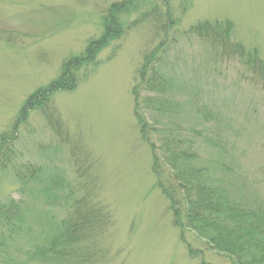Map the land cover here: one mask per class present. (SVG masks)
Here are the masks:
<instances>
[{
	"label": "rangeland",
	"instance_id": "rangeland-1",
	"mask_svg": "<svg viewBox=\"0 0 264 264\" xmlns=\"http://www.w3.org/2000/svg\"><path fill=\"white\" fill-rule=\"evenodd\" d=\"M123 1L0 0V138L15 136L0 162V202L17 203L26 217L10 251L17 264H41L27 254L67 222L86 190L115 220L106 264H231L175 227L159 187L174 183L162 150L175 141L237 201L264 205V87L250 83L240 59H226L189 34L199 23L229 20L234 42L264 63V0H139L119 17L124 36L81 69L76 89L56 93L19 122L28 98L103 35L110 5ZM161 44L166 92L139 98L159 178L136 120L133 87L143 56ZM29 166L40 174L24 187L16 173ZM185 206L176 207L184 214Z\"/></svg>",
	"mask_w": 264,
	"mask_h": 264
},
{
	"label": "trees",
	"instance_id": "trees-1",
	"mask_svg": "<svg viewBox=\"0 0 264 264\" xmlns=\"http://www.w3.org/2000/svg\"><path fill=\"white\" fill-rule=\"evenodd\" d=\"M138 1L125 0L110 5L104 19L103 35L97 40L90 41L83 55L68 59L60 76L48 87L38 89L28 98L19 122L26 121L29 112L39 110L51 103L56 93L76 89L81 69L95 64L105 49L124 36L126 28L120 23L119 17L131 14ZM161 1L163 4L169 3V0ZM234 29L233 22L229 20L204 22L191 27L189 34L210 42L226 59L231 56L233 59H240L250 74V83L262 84L264 87V63L260 60L257 51H250L244 45L234 42L232 39ZM162 46L161 44L151 53L143 56L136 77L137 83L133 87L136 120L141 128L142 138L148 143L151 141L147 136V123L139 114L141 109L139 98L142 92H146V95L155 93L161 96L166 92L168 79L161 68L164 54V50L161 51ZM14 137L0 138V162L3 156H10L7 146L13 142L11 140ZM166 147V151L162 150V146L160 150L165 154L163 160L173 173L174 183L171 184V180H167L170 186L168 190L162 183L159 187L162 194L170 201L174 214L172 222L175 227L190 230L206 241L212 251L227 257L231 264H264V205L237 201L229 190L219 186L211 178L209 169L196 161L197 157L191 150L171 140ZM151 149L154 156L152 171L160 178L159 156L154 144H151ZM0 166L4 165L0 163ZM39 174L38 168L29 166L22 173H16V176L26 187L36 181ZM28 175L30 178H26ZM182 201L186 205L184 214L176 207L177 205L179 207ZM73 204V213L70 214L67 222L57 227V231L46 238L44 245L28 253V261L41 264H101L102 262L106 264L108 259L110 260L111 251L108 242L115 226L112 211L97 202L86 190L84 196L75 200ZM19 208L21 207L17 203L0 202V264H17L15 251L12 252L10 249L14 246L12 238L17 231H21L26 221L25 214ZM183 217L185 221L180 222ZM186 245L190 255L194 257L193 250L189 244Z\"/></svg>",
	"mask_w": 264,
	"mask_h": 264
}]
</instances>
